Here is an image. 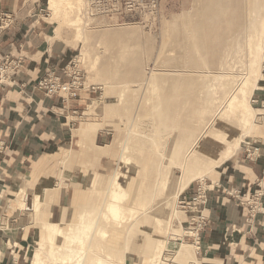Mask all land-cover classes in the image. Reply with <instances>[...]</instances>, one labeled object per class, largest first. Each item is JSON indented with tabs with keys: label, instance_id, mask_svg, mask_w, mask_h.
<instances>
[{
	"label": "rangeland",
	"instance_id": "obj_1",
	"mask_svg": "<svg viewBox=\"0 0 264 264\" xmlns=\"http://www.w3.org/2000/svg\"><path fill=\"white\" fill-rule=\"evenodd\" d=\"M37 1L42 10L35 18H41L46 34L54 26L50 20L58 26L57 37L47 41L49 50L58 51L61 66L77 62L85 73V87H90L70 130L61 136L59 128H53L56 133L43 156L45 179L34 193L46 187L52 192V204L55 194L68 188L70 196L63 205L72 206L63 214L61 226L66 230L83 219L93 222L84 236V247L101 241L96 231H106L102 248L112 255L114 264H125L127 251L133 252L131 264H144L150 254L160 258L154 264H198L195 246L189 248L192 257L176 253L179 242L190 243L183 237L189 230L181 225L186 219L178 200L189 195L197 182L207 188L219 166L227 162L226 146L237 139L253 138L252 132L261 127L259 117H246L239 104L243 99L257 107L252 96L261 93L258 89L264 83V50L260 53L261 76L250 77L245 94L238 90L250 60L248 34L260 25L264 27V0H158L156 16L133 14L119 22H86L82 16L84 0H61L55 15L48 0H27L30 10ZM77 16L84 21L80 33L72 25ZM36 92L44 96L40 90ZM101 98L105 101L93 114L92 129L97 133L95 142L110 144L112 152L92 160L79 154L75 132L87 105ZM86 115L85 127L77 131L78 143L103 154L105 147L93 144L95 135H86ZM201 134L206 139L194 145ZM66 145L72 156L69 151L62 154ZM115 174H120L119 181L127 192L120 203L119 219H113L104 208L109 201L108 184ZM49 198L42 199L39 212L31 209V260L35 247L45 240L43 223L51 221ZM155 215L161 220L160 228ZM145 217L149 221L143 229L136 223ZM58 219L55 214L54 221ZM113 237L116 243H111ZM62 238L56 236L55 243H65ZM159 243L163 246L157 249ZM38 256L44 264H51L44 249Z\"/></svg>",
	"mask_w": 264,
	"mask_h": 264
},
{
	"label": "crops",
	"instance_id": "obj_2",
	"mask_svg": "<svg viewBox=\"0 0 264 264\" xmlns=\"http://www.w3.org/2000/svg\"><path fill=\"white\" fill-rule=\"evenodd\" d=\"M28 6L27 0H0V14L7 13L11 17L10 24L0 28V69L4 64L7 71L5 78L0 72V264H32L29 256L33 228L30 213L36 193L41 195V201L50 197L47 212L51 221H54L55 214L60 220L72 206L63 205L70 196L68 188L55 194L52 204V192L49 193L46 187L35 193L34 190L45 179L43 156L56 133L53 128H59L56 130L61 136L63 131L70 130L68 128L76 121L73 117L79 113L80 103L88 94V90L83 89L68 104H62L58 96L46 98L41 90L44 96L37 94L39 89L34 86L46 70L61 67L58 51L48 47V42L58 35V26L50 20L54 26L46 34L41 18H35L39 16L38 10H42L39 2H34L31 10ZM84 50H81V55ZM262 76L264 81L263 72ZM262 84L258 89L261 93L252 96L256 100L258 126L261 127L252 132L255 135L243 143L241 150L234 152L231 162L218 167L207 183V203L203 208L207 217L205 226L197 232L194 229L193 235H183L190 243L199 245L196 253L201 264H264V211L250 214L245 200L248 195L251 198L259 182L264 184ZM89 104L79 117L80 126L75 133L79 154L97 160L112 152L110 144L96 143L97 133L93 144L105 147V153L99 154L93 146L84 149L78 143L80 136L77 131L86 125L84 115ZM67 141L69 143L70 139ZM63 148L62 154L67 151L72 154L69 145ZM195 187L196 184L189 194L195 192ZM230 189L238 192L227 193ZM75 191H72L71 200ZM184 214L186 220L181 225L192 228L189 224L193 214ZM132 254L131 251L125 253V264L134 260Z\"/></svg>",
	"mask_w": 264,
	"mask_h": 264
},
{
	"label": "bare ground",
	"instance_id": "obj_3",
	"mask_svg": "<svg viewBox=\"0 0 264 264\" xmlns=\"http://www.w3.org/2000/svg\"><path fill=\"white\" fill-rule=\"evenodd\" d=\"M254 1V0H253ZM251 1V2H253ZM61 0H48V5H49V9L52 11V14L55 15L59 9V4H60ZM69 3V2H68ZM250 4V3H249ZM75 5V4H74ZM67 6V5H66ZM76 6V5H75ZM73 8V7H72ZM77 9H79L77 7ZM253 9V8H252ZM250 9V10H252ZM254 11V10H252ZM253 13V12H252ZM249 14V13H248ZM251 15V14H250ZM249 16V15H248ZM79 19L73 20L72 21V25H74L76 27L77 32L79 30H81V26H82V21L81 22V17L77 16ZM263 21V20H262ZM248 23V22H247ZM83 28V27H82ZM247 29V28H246ZM251 29V28H250ZM253 29V28H252ZM198 30V29H197ZM80 33V31H79ZM79 35V34H78ZM81 35V34H80ZM79 35V36H80ZM199 35V34H198ZM177 40V39H176ZM247 46H248V55L250 57L249 60V64H248V68L246 71L245 76L243 77L244 80L242 83V87L239 88L238 91H240L242 94H245V89L247 88V84H249L250 82V77H260L261 76V72H260V53L264 50V27L263 25H260V28H256L254 30H252L247 37ZM247 50V49H246ZM204 55V54H203ZM247 57V56H246ZM125 64V63H124ZM112 67V66H111ZM208 67V66H207ZM115 69V67H114ZM243 71V70H242ZM1 72V71H0ZM7 73V71H5ZM214 76V75H213ZM212 76V77H213ZM170 77H175L174 74H170ZM222 77V76H221ZM3 78H4V74H3ZM255 79V78H254ZM171 80V79H170ZM251 84V83H250ZM106 86V92H108V84L106 82L105 84ZM257 85V84H256ZM259 85V84H258ZM262 87V86H261ZM235 88V87H234ZM233 89V88H232ZM234 91V90H233ZM108 94V93H105ZM110 94V93H109ZM104 95V94H103ZM228 97V96H227ZM106 98V96H105ZM230 98V97H229ZM226 99V98H225ZM237 100V99H235ZM243 100V99H242ZM240 101V104L242 106V113L244 115L249 116V118H254V116L258 115V109L252 107V105H250V103L246 104L245 101ZM105 101V99L103 100V98L101 99H94L92 101V103L89 104L87 110H86V116H88V129H86V135L88 137H91L93 135H95V131H93V125H92V120H93V114L96 112V110L101 107V105L103 104V102ZM225 101V100H224ZM227 101V100H226ZM225 101V102H226ZM231 101V99H230ZM233 101V100H232ZM226 104V103H225ZM218 107V106H217ZM217 107L215 109H217ZM223 107V106H222ZM219 108H220V104H219ZM218 108V109H219ZM226 109V108H225ZM241 111V110H240ZM220 112V111H219ZM216 116V115H215ZM250 118V119H251ZM213 121V120H212ZM208 123V122H207ZM245 123V122H244ZM243 129V128H242ZM203 134V133H202ZM199 135V137L197 138V140L194 142V145L200 143V141L205 138L204 135ZM235 135V134H234ZM207 136V135H206ZM238 136V135H237ZM206 139V138H205ZM204 141V140H203ZM246 142L245 140H240L237 139L233 144L226 146V159L225 161H228L229 159H231L232 155L234 154V152L243 147V143ZM200 146V144H199ZM127 147V146H126ZM197 147V146H196ZM195 147V148H196ZM194 148V149H195ZM198 148V147H197ZM197 150V149H195ZM196 153V152H194ZM199 153V152H198ZM183 154V153H182ZM192 154V153H191ZM187 155V154H186ZM190 155V154H189ZM193 156V155H191ZM183 159H185L184 155H182ZM194 157V156H193ZM188 159V158H187ZM182 161V160H180ZM192 162V161H191ZM153 163V162H152ZM156 163V162H155ZM187 163V162H186ZM182 162H180L179 165H181ZM189 164V162L187 163ZM153 165V164H152ZM186 166V164H185ZM190 167V166H189ZM188 167V168H189ZM185 168V167H184ZM181 169V168H180ZM187 170V169H186ZM189 170V169H188ZM201 171L198 172V174ZM202 173V172H201ZM197 175V174H196ZM200 175V174H199ZM119 176L120 174H115L114 177L110 180L109 184H108V195H109V201L104 205V208L106 210V213L108 212V214L111 215V217L113 219H117L120 215V203L121 201L125 198L126 196V189L124 188V186L120 183L119 181ZM201 176V175H200ZM193 177V176H192ZM197 178V177H196ZM202 178V177H201ZM158 179V178H157ZM193 179V178H192ZM202 180H204V178H202ZM201 180V181H202ZM166 187V185H165ZM40 194L36 193L35 197H34V206L32 208L33 212H39V208L41 206V199H40ZM76 198V197H75ZM178 198V197H177ZM180 198V197H179ZM75 201V200H74ZM77 201V200H76ZM75 201V202H76ZM141 202V201H140ZM104 204V202H103ZM145 205V204H144ZM21 208V207H20ZM123 208V207H122ZM173 210V208H172ZM175 210V209H174ZM173 210V211H174ZM183 211V210H182ZM85 212V211H84ZM83 212V214H84ZM105 212V211H104ZM184 212V211H183ZM145 213V212H144ZM176 213V211H175ZM82 215H80L79 218H82ZM105 214V213H103ZM99 216V215H98ZM156 216V222L159 225L160 228V223L161 220H159V218H157ZM64 215L61 217V219L59 221H46L43 223L42 229L44 230V239L38 246H36V253L33 255V258L31 260L32 264H44L43 260H41V258H39L38 256V252L41 250H45L46 254L51 262V264H114L113 261V257L111 254H109L108 252L104 253V250L102 248V242H104V239H106L107 236V232L106 231H101L98 230L96 231V233H98L101 237V241L97 240L95 243L92 242L89 243L87 245V247H84V236L87 235L88 230H90V228L93 226V222L90 223H85L84 219L83 221H80L79 224H77L78 226H76L75 228L71 227V226H66L68 228H66V230H64V226H61L62 221L64 220ZM107 217V215H106ZM105 217V218H106ZM97 218V217H96ZM112 219V220H113ZM119 219V218H118ZM133 219V218H132ZM137 219V218H136ZM135 219V220H136ZM140 219V218H139ZM95 220V218H94ZM124 219H122L121 221H123ZM135 220L133 222V224L135 223ZM138 220V219H137ZM155 220V219H154ZM98 221V220H97ZM96 221V222H97ZM149 220L146 219V217L144 219L139 220L136 224H139L141 228H145L147 227V223ZM61 222V223H60ZM121 223V222H120ZM119 223V224H120ZM135 224V225H136ZM96 225V223H95ZM116 225V224H114ZM122 225V223H121ZM127 226V225H126ZM129 226V225H128ZM132 226V225H131ZM130 226V227H131ZM134 226V225H133ZM64 227V228H63ZM129 227V228H130ZM95 228V226H94ZM121 228V227H118ZM151 228V227H150ZM99 229V228H98ZM122 229H124L122 227ZM126 229V228H125ZM130 230V229H129ZM137 230V229H136ZM189 232L188 234H195V230L188 228ZM118 231V230H117ZM94 232V231H93ZM127 232V231H126ZM132 232V231H131ZM145 232V230H144ZM184 232V231H183ZM90 233V232H89ZM117 233V232H116ZM121 232H119L120 234ZM170 233V232H169ZM97 234V235H98ZM144 234V233H143ZM61 236L65 239V243L63 244H57L55 243V239L56 236ZM110 235V234H109ZM108 235V236H109ZM128 235V234H127ZM93 236V235H92ZM62 238V239H63ZM175 235H174V237ZM97 239V238H96ZM86 240V239H85ZM103 240V241H102ZM167 240V238L165 239V241ZM169 240V239H168ZM167 240V241H168ZM177 240V239H176ZM61 241V240H60ZM160 241V240H159ZM166 241V242H167ZM62 242V241H61ZM110 242V241H109ZM115 242V238L113 237L111 240V243ZM158 242V241H157ZM47 243V246H45V244ZM76 243V244H74ZM116 243V242H115ZM125 243V241H124ZM123 243V245H124ZM162 243V242H160ZM157 245V249L160 247V245L163 246V244ZM158 244V243H157ZM122 245V246H123ZM167 245V244H166ZM191 246H195L196 249H199V245H197V242H193V243H188V242H179V247L177 248V254L182 256H186L189 257L191 256V252H190V247ZM129 247V246H127ZM119 248H124V247H119ZM165 248V247H164ZM161 249V251L165 250V249ZM156 249V250H157ZM155 250V251H156ZM162 253V252H161ZM175 253V254H176ZM89 254H93L94 256L91 257L89 256ZM117 256V255H116ZM123 257V256H122ZM192 257V256H191ZM86 259H88V261L86 262ZM158 257H156L154 259V254L151 256V254L149 255L147 261L144 263H148L150 260H152V264H154V262L158 261ZM119 261V260H118ZM154 261V262H153ZM196 261V260H195ZM118 264V263H117ZM198 264H201L198 261Z\"/></svg>",
	"mask_w": 264,
	"mask_h": 264
},
{
	"label": "built area",
	"instance_id": "obj_4",
	"mask_svg": "<svg viewBox=\"0 0 264 264\" xmlns=\"http://www.w3.org/2000/svg\"><path fill=\"white\" fill-rule=\"evenodd\" d=\"M157 6L158 0H84L82 16L86 22L88 20L119 22L133 14L156 16L158 13ZM10 18V15L7 13L0 14V28H6L10 24V21L8 23H5V21ZM12 64L16 65V62H12ZM3 66H1L0 71L1 75L4 74L5 78L6 67ZM0 80L2 79L0 78ZM84 82L85 73L79 64L73 60L69 64L56 69H47L44 76L36 82L34 88L41 90L46 98L58 96L62 104H68L77 97L81 90H88L90 86L86 88ZM252 103H256L253 97ZM195 184V192L180 196L178 206L184 213L193 214L190 217L189 225L192 226L191 229H195L197 232L205 226L207 221V217L203 214V208L207 203L206 193L208 189L202 183L197 182ZM237 192L232 189L227 191L230 194ZM263 196L264 184L261 185L259 182L258 189L253 192L251 198L250 195H248V198H245L247 204H249L250 214L264 211Z\"/></svg>",
	"mask_w": 264,
	"mask_h": 264
}]
</instances>
